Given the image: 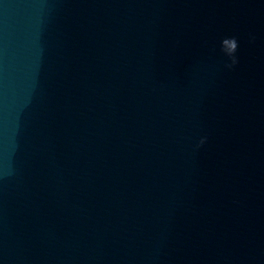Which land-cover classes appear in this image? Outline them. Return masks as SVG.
<instances>
[{
    "label": "water",
    "instance_id": "1",
    "mask_svg": "<svg viewBox=\"0 0 264 264\" xmlns=\"http://www.w3.org/2000/svg\"><path fill=\"white\" fill-rule=\"evenodd\" d=\"M0 264H264V0H0Z\"/></svg>",
    "mask_w": 264,
    "mask_h": 264
},
{
    "label": "clouds",
    "instance_id": "2",
    "mask_svg": "<svg viewBox=\"0 0 264 264\" xmlns=\"http://www.w3.org/2000/svg\"><path fill=\"white\" fill-rule=\"evenodd\" d=\"M252 40L255 37H251ZM239 48V42L236 37L224 38L221 44L222 53L230 59V63L226 66L232 68L239 63V59L236 55ZM206 142V138L201 139L200 144L203 145Z\"/></svg>",
    "mask_w": 264,
    "mask_h": 264
}]
</instances>
